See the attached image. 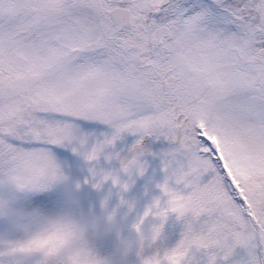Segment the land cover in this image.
<instances>
[{
	"label": "snow or ice",
	"instance_id": "6c2138e0",
	"mask_svg": "<svg viewBox=\"0 0 264 264\" xmlns=\"http://www.w3.org/2000/svg\"><path fill=\"white\" fill-rule=\"evenodd\" d=\"M126 133L124 173L167 143L164 215L185 221L139 264H264V0H0V264L99 258L58 247L69 222L33 198L67 179L58 147L115 183L94 165Z\"/></svg>",
	"mask_w": 264,
	"mask_h": 264
},
{
	"label": "rangeland",
	"instance_id": "374dc122",
	"mask_svg": "<svg viewBox=\"0 0 264 264\" xmlns=\"http://www.w3.org/2000/svg\"><path fill=\"white\" fill-rule=\"evenodd\" d=\"M95 133L96 136H102L105 132H110V129L107 126H86L85 131ZM123 143L125 145L134 144L139 137L132 134H123L122 135ZM131 141V142H129ZM155 144L154 151L147 155L143 156L140 159V162L144 165L143 174H140L138 171L134 170L132 179L130 181V186L126 191H122L119 186H114L111 180L103 183L99 190L94 188L96 179L93 178L89 173V169L93 167L90 163H85L82 155L74 154L71 147L56 148L55 155L58 162L60 163L65 175L68 177L70 183L79 182L81 185L80 192V201L85 209V211L91 210L95 214H99L101 211L100 200L101 197L108 193H112V199L109 202V210L115 207L121 199L128 201L133 205L131 210L127 206H123L118 210L117 219L121 220L125 224H130L132 220L142 215L146 206L153 203L157 199L160 200L161 206L166 205L167 197L163 195L159 185H161L165 178V172L163 170L161 153L165 151L168 147L167 143L164 141H157L153 138ZM131 148V147H130ZM69 154L67 157L64 153ZM120 151H124L121 147L115 145L113 148L107 150L108 153H111L113 158L109 161L106 160L102 155L98 162L95 165L100 164L103 167L95 166L97 173L101 170L103 171H112L115 174H118L122 179L127 180L128 177L122 170H119L117 166H120L119 156ZM123 156V153H122ZM118 157V158H117ZM118 170V171H117ZM74 179V181H70ZM87 181V182H86ZM59 187L54 189L58 192ZM125 213L127 216L125 217ZM171 224V225H168ZM185 229V221L183 219H177L175 214H169L167 220L164 223L163 231L160 240L157 241L155 245L150 248H146L144 251L145 256L155 254L157 251L163 252L164 250L171 249L176 246V244L182 238L183 232ZM6 230V226L3 221H0V233ZM173 234L174 237L168 238L167 235ZM108 244H111V240H107ZM97 245H102L99 243ZM106 246V245H105ZM112 246V244H111ZM110 248L97 247V251L101 255H106L111 251ZM110 249V250H109ZM130 264H139L138 258L133 256L130 258Z\"/></svg>",
	"mask_w": 264,
	"mask_h": 264
},
{
	"label": "clouds",
	"instance_id": "9594fccd",
	"mask_svg": "<svg viewBox=\"0 0 264 264\" xmlns=\"http://www.w3.org/2000/svg\"><path fill=\"white\" fill-rule=\"evenodd\" d=\"M82 157L86 164L89 163L85 156ZM134 170L126 173L127 180L117 174L116 182L112 184L126 191L130 186ZM89 173L92 175L90 169ZM125 185L127 188L124 187ZM59 186H62L58 189L60 214L67 219L70 228L67 236L57 246L67 249L91 246L97 251V244L111 240V251L108 254H99L98 259H85L81 264H130L131 257L139 258L146 248L152 247L160 240L164 223L169 215H164V206L158 205L157 200L147 205L142 215L135 217L130 224H125L117 219V214L123 206L131 210L133 205L128 201L121 199L109 210L112 193H108L101 197V211L95 214L91 210L85 211L80 201L79 182L70 183L67 177ZM100 187L95 188L99 190ZM57 188L58 186L55 189ZM124 215L126 217L127 213Z\"/></svg>",
	"mask_w": 264,
	"mask_h": 264
},
{
	"label": "water",
	"instance_id": "95a60500",
	"mask_svg": "<svg viewBox=\"0 0 264 264\" xmlns=\"http://www.w3.org/2000/svg\"><path fill=\"white\" fill-rule=\"evenodd\" d=\"M149 142H150L149 139L144 142V149L146 152H149L151 150V146Z\"/></svg>",
	"mask_w": 264,
	"mask_h": 264
},
{
	"label": "flooded vegetation",
	"instance_id": "af4514ba",
	"mask_svg": "<svg viewBox=\"0 0 264 264\" xmlns=\"http://www.w3.org/2000/svg\"><path fill=\"white\" fill-rule=\"evenodd\" d=\"M43 198H46L47 200H49V197H48L46 194H42V195L39 197V200H37L36 197H34L33 199H34V202L39 203V201H40L41 199H43Z\"/></svg>",
	"mask_w": 264,
	"mask_h": 264
},
{
	"label": "trees",
	"instance_id": "16d2710c",
	"mask_svg": "<svg viewBox=\"0 0 264 264\" xmlns=\"http://www.w3.org/2000/svg\"><path fill=\"white\" fill-rule=\"evenodd\" d=\"M168 225H171V224H168ZM167 237H168V238H170V237H174V235H173V234H171V235H167Z\"/></svg>",
	"mask_w": 264,
	"mask_h": 264
}]
</instances>
